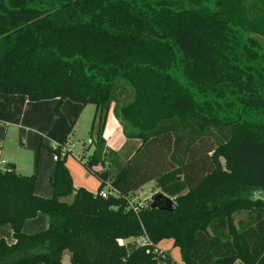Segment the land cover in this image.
I'll use <instances>...</instances> for the list:
<instances>
[{
  "label": "trees",
  "instance_id": "16d2710c",
  "mask_svg": "<svg viewBox=\"0 0 264 264\" xmlns=\"http://www.w3.org/2000/svg\"><path fill=\"white\" fill-rule=\"evenodd\" d=\"M257 36L264 0H0V110L4 95L57 99L47 136L64 147L75 121L63 101L93 104L98 144L84 165L98 192L116 190L75 187L70 151L55 152L49 198L35 193L37 174L0 169V225L14 238H0V264H63L65 253L71 264H157L135 242L144 233L172 239L184 264H264V196H253L264 193ZM121 86L131 87L127 101ZM112 103L125 136L141 141L117 171L103 158ZM150 181L174 211L131 207ZM39 213L48 227L25 232Z\"/></svg>",
  "mask_w": 264,
  "mask_h": 264
},
{
  "label": "crops",
  "instance_id": "0c3cea01",
  "mask_svg": "<svg viewBox=\"0 0 264 264\" xmlns=\"http://www.w3.org/2000/svg\"><path fill=\"white\" fill-rule=\"evenodd\" d=\"M3 99L6 108L0 110V169L5 170L8 165H12L18 174L25 176L37 174L35 193L38 196L49 198L53 194L52 179L57 160L55 158L56 154L53 153L55 151L52 149L56 147V144L48 138L47 132L56 119L55 107L58 100L30 101L26 96L18 94L4 95ZM75 105H78L77 102ZM62 106V111L65 115L67 114L69 121H75L76 124L78 115L75 119H71L68 112L74 107L78 109V106H72L71 103L66 102V99L63 101ZM78 114H80V110ZM103 138L105 153L107 150L121 153L124 147L130 145L132 147L136 145V149L141 143L138 139L127 138L118 118L116 116L112 118L110 115H108ZM68 144L71 149L66 159V167L74 186L83 187L94 193L97 192L101 183L84 165L87 157L84 158L83 162L78 159L84 157V155H82L83 152L77 156L75 155L73 147L76 145L72 144L71 137ZM87 155L90 156L89 153ZM123 162L124 159L121 157L117 160V166H122ZM107 166L112 171H117V166H114L112 162L106 163L104 167ZM112 166L115 169H112ZM102 168V164L95 165L96 170ZM49 221L50 218L47 214L39 213L35 218L28 219L25 222L24 231L30 234L43 231L48 227ZM0 238L5 239L8 243L14 242L12 228L9 224L0 225ZM164 248L166 247L164 246ZM177 248L179 249V247ZM181 262L184 264L182 258ZM69 263L71 264V262Z\"/></svg>",
  "mask_w": 264,
  "mask_h": 264
},
{
  "label": "rangeland",
  "instance_id": "374dc122",
  "mask_svg": "<svg viewBox=\"0 0 264 264\" xmlns=\"http://www.w3.org/2000/svg\"><path fill=\"white\" fill-rule=\"evenodd\" d=\"M257 38L260 41L262 50L264 51V37L262 36H257ZM129 87V86H128ZM127 86H121L119 88V98L121 100H129L130 97V89L131 87L128 88ZM133 97V95H132ZM123 98V99H122ZM132 99V98H131ZM66 102L71 103L72 106H78L76 109V107H74L73 109L69 110V117H71V119H75V117H77L78 115V119L76 121L75 124V128H74V132L73 134H71V142L72 144L76 145L73 147L74 153L77 156L78 154L84 155V157H89V155H87V153H89L90 155L93 154V152L97 149V136L95 133H91V124H92V120H93V116L95 113V106L93 104H87L86 106H84V108H82V105L77 103L78 105H75L76 102L70 100V99H66ZM128 103V102H127ZM63 108V106H62ZM115 103L111 104L110 110L108 115H110L112 118L116 116L115 111ZM80 110V114L79 113ZM67 115V114H66ZM108 121V118H107ZM136 145H133V147L130 146H126L124 147V149L122 150L121 153H113V151L111 150H107V152L105 153L103 150V158H105L108 161H112L114 166H117V160H119L121 157H123V159H127L132 153L133 150L135 149ZM90 148V149H89ZM54 151L58 152L60 151V147L58 145H56L55 148H53ZM53 152V150H52ZM53 152V153H55ZM85 153V154H84ZM56 154V153H55ZM117 155V156H116ZM114 166H112V169H115ZM111 169V168H110ZM119 169V166H117V170ZM155 187V183L154 181H150L148 183H146L139 191H137L135 194H133L131 196V200H135L137 203L139 204H143L147 201H152V196H153V192H157V190L152 191L153 188ZM264 196L263 192L257 193L254 192L253 196ZM67 200L71 201V197L67 198ZM160 245L164 248V246L166 248H164L166 251H168V253L170 254V256L173 259L174 264H182L181 262V256H180V251L179 249L174 245V242L172 240L169 239H165L164 241H162L160 243ZM64 264H70L69 262V253H65L64 255Z\"/></svg>",
  "mask_w": 264,
  "mask_h": 264
},
{
  "label": "built area",
  "instance_id": "2783aa9c",
  "mask_svg": "<svg viewBox=\"0 0 264 264\" xmlns=\"http://www.w3.org/2000/svg\"><path fill=\"white\" fill-rule=\"evenodd\" d=\"M56 144V143H55ZM58 145V144H56ZM60 147V151L64 153L65 151H70L71 146L69 144L65 145L64 147L58 145ZM57 160V155H55ZM98 192V191H97ZM96 192V193H97ZM99 195L102 197H108L111 193H116V190L110 185V183H106L102 190H100ZM131 207L136 208L138 206H142V204L137 203L135 200H131ZM136 210V209H135ZM120 244L123 243V240L119 241ZM137 246H141L145 248L148 253H152L157 258V264H168L167 254L168 251H165L161 246L160 243H154L152 239L146 234H142L140 237L136 238L135 240ZM170 255V254H169ZM256 264H263V263H256Z\"/></svg>",
  "mask_w": 264,
  "mask_h": 264
},
{
  "label": "water",
  "instance_id": "95a60500",
  "mask_svg": "<svg viewBox=\"0 0 264 264\" xmlns=\"http://www.w3.org/2000/svg\"><path fill=\"white\" fill-rule=\"evenodd\" d=\"M151 205L153 208L167 212H172L176 209V204L170 197L158 192L152 197Z\"/></svg>",
  "mask_w": 264,
  "mask_h": 264
}]
</instances>
